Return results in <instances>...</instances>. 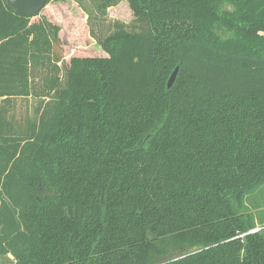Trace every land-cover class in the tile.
I'll return each mask as SVG.
<instances>
[{"label":"trees","instance_id":"trees-1","mask_svg":"<svg viewBox=\"0 0 264 264\" xmlns=\"http://www.w3.org/2000/svg\"><path fill=\"white\" fill-rule=\"evenodd\" d=\"M121 1L76 0L101 53L65 61L0 0V257L264 264V0H126L103 30Z\"/></svg>","mask_w":264,"mask_h":264},{"label":"rangeland","instance_id":"rangeland-1","mask_svg":"<svg viewBox=\"0 0 264 264\" xmlns=\"http://www.w3.org/2000/svg\"><path fill=\"white\" fill-rule=\"evenodd\" d=\"M40 14L46 15L60 26L59 36L61 43L58 51L65 61H68L72 56L88 55L94 50L100 55V46L89 35L86 23L87 15L78 6L76 0H52L41 9ZM132 19L133 13L128 1H121L117 5L107 9L103 30L106 28L108 21L119 20L129 23ZM37 101V98L33 96L15 98V115L18 118H22L26 114L31 116L32 109ZM253 197L254 201L256 200V202L264 206V185L256 191ZM259 214L264 215V207L263 211H260ZM0 264H5L3 257H0Z\"/></svg>","mask_w":264,"mask_h":264},{"label":"water","instance_id":"water-1","mask_svg":"<svg viewBox=\"0 0 264 264\" xmlns=\"http://www.w3.org/2000/svg\"><path fill=\"white\" fill-rule=\"evenodd\" d=\"M4 2L16 13L23 16H33L41 11L45 6L46 0H4ZM178 67L171 72L167 81V87H170L175 79Z\"/></svg>","mask_w":264,"mask_h":264}]
</instances>
